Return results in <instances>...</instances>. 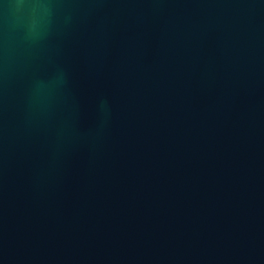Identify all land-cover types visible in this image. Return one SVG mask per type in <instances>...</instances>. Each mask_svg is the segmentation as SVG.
I'll return each mask as SVG.
<instances>
[{"label":"water","instance_id":"95a60500","mask_svg":"<svg viewBox=\"0 0 264 264\" xmlns=\"http://www.w3.org/2000/svg\"><path fill=\"white\" fill-rule=\"evenodd\" d=\"M0 264H264V0H0Z\"/></svg>","mask_w":264,"mask_h":264}]
</instances>
